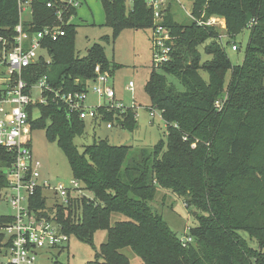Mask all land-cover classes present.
I'll use <instances>...</instances> for the list:
<instances>
[{
  "label": "trees",
  "instance_id": "16d2710c",
  "mask_svg": "<svg viewBox=\"0 0 264 264\" xmlns=\"http://www.w3.org/2000/svg\"><path fill=\"white\" fill-rule=\"evenodd\" d=\"M50 1L57 0H34V30L55 23V10L47 7ZM101 1L105 26L114 39L126 28L155 29L154 12L145 0H133L131 6L128 0ZM192 12L225 18L229 40L224 43L222 30L213 26L178 25L175 14L167 11L162 25L176 37L172 60L161 72L153 68L145 88L152 107L163 111L166 144L161 141L150 151L132 152L130 146L100 140L80 151L75 139L84 134L85 121L78 114L68 116L55 104L41 107V116L32 122L34 130H45L48 139L58 143L74 179L94 196L86 204L80 199L67 216L62 211L60 219L71 238L93 248L96 232H107V242L96 252L103 264H132L125 249L142 264H264V0H193ZM19 22L18 0H0V38H11ZM246 29L250 36L244 60L233 65L226 48L236 45L234 40ZM65 30V37L47 43L52 62L39 64L38 75H49L56 88L68 92L87 90L97 66L111 75L101 46L79 58L74 50L75 26L67 25ZM201 46L208 57L203 62ZM2 51L0 41V59ZM183 54L191 55V64L180 63ZM168 76L184 90L169 83ZM218 101L224 102L221 110L216 108ZM99 113L105 122L118 121L123 128L126 122L132 126L136 115L132 109L103 108ZM11 161V155L0 148V167L10 166ZM7 184L0 173V194ZM159 189L184 198L197 212L199 224L186 246L150 206ZM113 214L127 220L113 225ZM77 217L79 223L74 221ZM10 221L0 216V229ZM242 232L258 247H251Z\"/></svg>",
  "mask_w": 264,
  "mask_h": 264
},
{
  "label": "built area",
  "instance_id": "2783aa9c",
  "mask_svg": "<svg viewBox=\"0 0 264 264\" xmlns=\"http://www.w3.org/2000/svg\"><path fill=\"white\" fill-rule=\"evenodd\" d=\"M145 1L153 10L156 23L152 37L153 67L160 68L172 60L175 47L171 31L162 25L171 0ZM33 3L34 0H18L20 22L15 33L9 39L0 38L3 44L0 59V148L12 157L10 166L0 167V173L6 176L8 183L1 191L0 200L6 201L12 210L10 215H4L11 221L1 229L8 241L0 264H38L42 252L67 246L71 237L65 231L60 214L62 211L65 216L70 214L84 197V189L75 179L68 186L63 182L51 184L43 178L41 163L35 159L31 149L32 122L41 116V107L55 104L65 108L68 116L78 114L82 121L88 118L102 120L99 110L103 108L108 112L136 109V105L126 107L116 99L115 90L108 85L111 75L102 72L101 66L96 67V78L87 82L85 91L68 92L64 88H56L49 75H38L35 69L39 64H51L47 43L57 42L66 36L65 27L72 17L65 22L64 15L69 7L77 9L81 3L79 0L48 2L47 7L55 10L57 18L53 25L41 30H34L33 18L31 22L24 20L27 12L33 16ZM203 25L226 30L225 20L218 16L209 18ZM232 50L238 51L239 46L233 44ZM91 91L97 96V103L90 106L88 97ZM127 91L134 93L133 82L129 83ZM223 106L224 102L216 103L218 110ZM150 111L152 117L156 115L155 111H159L163 119V111L156 107H150ZM36 112H39V117L35 116ZM115 123L108 122L107 128L112 129ZM182 241L186 246L193 240L189 237Z\"/></svg>",
  "mask_w": 264,
  "mask_h": 264
},
{
  "label": "rangeland",
  "instance_id": "374dc122",
  "mask_svg": "<svg viewBox=\"0 0 264 264\" xmlns=\"http://www.w3.org/2000/svg\"><path fill=\"white\" fill-rule=\"evenodd\" d=\"M81 6L77 9L69 7L64 15V21L69 18V25L75 26L74 34V50L75 55L79 58H84L88 55L95 45H99L104 49L106 60L110 63L112 70L108 80V85L116 92V99L123 102L126 107L136 105L137 118H135L133 129L126 122L123 128L118 121L113 125L112 129L107 128V122L104 120H94L88 118L85 120L84 134L75 139V144L80 151L87 146L93 145L100 140L107 141L110 145L115 146H130L132 152L137 150H152L156 145L163 141L167 143V127L164 119L161 118L160 112L155 111V116L150 115V107L153 106V101L147 94L145 88L153 71V30L145 29L135 31L131 28L123 29L117 39L113 38V31L105 26L106 16L101 0H79ZM128 5L130 2L128 1ZM131 6V5H130ZM193 0H171L168 4L167 11L175 14L177 24H192L195 22L198 26L205 27L203 23H207L209 18L203 12L200 16L194 15L192 12ZM74 10L77 14H74ZM31 18L30 13L24 14V20ZM223 20L225 18L219 17ZM226 22V20H225ZM227 26V24H226ZM216 27V26H215ZM226 30L222 29L223 42L226 43L228 35ZM250 30L246 29L242 35L236 38L235 43L239 46L238 51L232 50V43L227 46L226 52L233 65L242 64L245 56V51L249 42ZM174 39L176 37H173ZM204 47H200L202 53V62L206 57ZM180 46L176 49V54L181 51ZM180 55V54H179ZM180 63L183 66L191 64L193 59L191 55L185 57L181 55ZM51 62L52 57L50 55ZM101 65V64H100ZM157 72H161L160 68H154ZM204 79L208 80L206 72L201 71ZM229 79V77H228ZM168 81L176 86L179 91H183L184 87L180 82L171 76H168ZM130 82L135 84V91L131 93L127 91ZM97 96L91 91L88 97V105L96 104ZM105 103V100L102 101ZM35 116L39 117V112ZM123 119V118H122ZM133 131H131L130 129ZM31 149L34 157L41 163V173L43 178L51 184L63 182L70 185L74 180L72 169L69 161L60 148L57 142H51L45 130L32 128L31 132ZM84 189V203H90L94 200V196L89 193L87 187L81 183ZM91 194V195H90ZM186 200L167 190L159 189L155 199L150 203L155 213L160 214L163 220L167 223L170 230L180 239L185 240L191 237V230L198 226L196 218L197 212L194 208L186 205ZM11 208L7 202L0 200V216L10 215ZM127 218L120 214L112 215V224L119 221H126ZM75 223H79V218H75ZM245 241L251 247L257 248L258 244L255 240H251L246 233L242 232ZM108 240L106 231H98L94 236L93 248L90 244L81 242L77 238L72 237L69 244L61 250L51 249L46 250L43 256L39 258L38 264H103L101 259L97 260L96 252L101 245ZM8 238L0 229V259L6 253ZM130 259L132 264H142L132 251L125 249L123 251Z\"/></svg>",
  "mask_w": 264,
  "mask_h": 264
},
{
  "label": "crops",
  "instance_id": "0c3cea01",
  "mask_svg": "<svg viewBox=\"0 0 264 264\" xmlns=\"http://www.w3.org/2000/svg\"><path fill=\"white\" fill-rule=\"evenodd\" d=\"M30 16H31V18H28V19H26V21H29V22H31L32 21V18H33V16L30 14ZM119 100V99H118Z\"/></svg>",
  "mask_w": 264,
  "mask_h": 264
}]
</instances>
